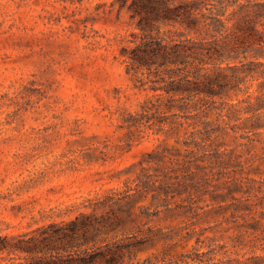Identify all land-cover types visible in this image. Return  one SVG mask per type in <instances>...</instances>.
I'll return each instance as SVG.
<instances>
[{"label": "rangeland", "instance_id": "374dc122", "mask_svg": "<svg viewBox=\"0 0 264 264\" xmlns=\"http://www.w3.org/2000/svg\"><path fill=\"white\" fill-rule=\"evenodd\" d=\"M135 33L119 0H0V238L52 239L67 248L63 264H264V230L241 228L243 218L220 208L231 199L190 189V171L216 150L264 169V134L231 129L200 151L186 142L203 123L179 110L128 126L155 94L151 82L137 87L150 78L129 73L122 55ZM216 114L208 120L221 122ZM159 120L168 132L156 133ZM154 152L163 159L141 165ZM141 176L170 193L144 191ZM30 261L0 251V264Z\"/></svg>", "mask_w": 264, "mask_h": 264}, {"label": "trees", "instance_id": "16d2710c", "mask_svg": "<svg viewBox=\"0 0 264 264\" xmlns=\"http://www.w3.org/2000/svg\"><path fill=\"white\" fill-rule=\"evenodd\" d=\"M119 8L129 11L141 31L133 35L134 40H126L133 46L122 48V55L129 62V73L133 69L137 76L147 75L150 81L139 77L141 84L137 87L145 89L151 82L148 89L155 93L142 105L141 112L125 120L128 126H146L145 118L148 122L153 120L150 113L179 110L183 114L174 115L195 116L203 123L204 130L191 132L193 140L186 142L200 151L206 148L207 140L230 135L231 129L235 134L241 130L264 134V1L119 0ZM254 81L258 88L251 91ZM240 94L244 97L237 102L228 100ZM214 112L221 122L208 120ZM158 123L156 133L169 131L165 121ZM170 129L178 130V127ZM158 154H147L141 165L161 161L163 158ZM205 155L210 156L207 162L202 161L204 165L197 162L196 170L190 171V189L201 195L210 193L213 200L231 199V203L220 208L232 211L236 218H243L245 222L241 228L255 232L264 230V180L249 176L251 173L264 175V169L260 165L254 168L253 164H248L249 160L242 161L241 155L233 158L231 153L221 150ZM233 166L240 167L241 176L223 179ZM144 177H139L144 191H158ZM215 177L221 182L215 184V190L221 192L205 190L211 185L208 180ZM162 192L170 193L160 187L158 193ZM51 241L45 237H31L12 243L5 237L0 238V251L32 255V261L23 264L65 263L58 254L67 248H55ZM92 261L80 257L74 264H92Z\"/></svg>", "mask_w": 264, "mask_h": 264}]
</instances>
